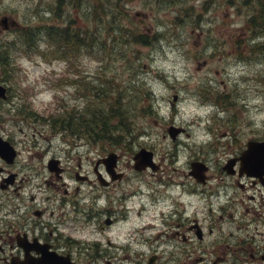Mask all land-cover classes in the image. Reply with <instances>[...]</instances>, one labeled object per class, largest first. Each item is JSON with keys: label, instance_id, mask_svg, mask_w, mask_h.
I'll return each instance as SVG.
<instances>
[{"label": "flooded vegetation", "instance_id": "af4514ba", "mask_svg": "<svg viewBox=\"0 0 264 264\" xmlns=\"http://www.w3.org/2000/svg\"><path fill=\"white\" fill-rule=\"evenodd\" d=\"M67 1L77 8L82 2ZM216 1L200 5L194 20L198 28L203 23L197 20L208 17ZM221 1L226 11L231 5L245 19L246 25L239 28L247 35L243 40L250 60H264V0ZM60 2L55 0L54 7L63 12L65 4ZM58 84L52 96L54 113L14 102L8 86L0 97V264H82L79 259L85 257L96 264H264V163L259 162L264 151L257 149L245 158L249 142H264L263 123L247 128L254 134L245 138V132L229 124L219 137L211 135L198 146L185 144L190 154L182 164L177 160L179 140L190 134L175 125L182 133L169 138L175 147L169 161L147 148L156 170H137L138 150L132 154L125 139L106 147L100 139L89 140L98 145L93 149L98 153L87 171L79 156L70 166L74 156L52 152L50 144L36 150L35 135L42 131L32 122L51 130L47 143L63 138L71 106L67 97L81 96L68 94L61 88L64 83ZM22 122L31 130L30 137ZM167 127L164 138L169 136ZM111 152L114 165L106 161ZM145 175L155 178V188ZM150 205L158 210L149 211ZM148 216L159 224L153 237L146 235L152 222ZM116 227L126 231L98 237Z\"/></svg>", "mask_w": 264, "mask_h": 264}, {"label": "rangeland", "instance_id": "374dc122", "mask_svg": "<svg viewBox=\"0 0 264 264\" xmlns=\"http://www.w3.org/2000/svg\"><path fill=\"white\" fill-rule=\"evenodd\" d=\"M65 1L60 2L65 5L62 15L57 17L51 13L57 12L55 0H0V21L2 16H8L18 23L15 27L8 25L7 29L0 23V43L10 44L15 58L6 60L4 66L9 77H2L0 72V83L11 90L14 102L20 101L32 109L36 107L38 112L48 113L52 111L55 87L61 82L66 84L61 88L68 94L81 95L79 99L67 97L71 105L67 115L72 113L89 119L92 107L110 110L111 102L118 98L127 124L119 127L123 137L120 140L125 139L132 154L142 147L150 148L156 158L165 155L169 161V155H175V147L169 136L163 137L166 127L172 123L186 128L190 136L184 134L179 140L177 160L180 164L190 154L185 144L195 142L198 146L211 135L219 137L229 124L245 132V138L254 134L247 128L264 124V60L258 63L250 60L252 56L247 55L243 40L247 35L239 28L246 25L245 19L231 5L226 11L222 1H216L207 12L208 17L197 20L203 23L198 28L200 25L194 20L204 0H121V3L82 0L80 8ZM104 7L110 13L106 12L103 19L95 18L94 14ZM112 10L116 17L111 14ZM135 12L140 13L135 15ZM70 17L71 23L67 26ZM51 25L70 31L82 29L86 46L80 48L77 57L69 61L64 50L55 51L50 46L51 40L44 29ZM121 28L157 35L150 44L125 43V39L120 38ZM27 35L32 36L33 47L27 46ZM114 36L119 39L114 40ZM52 39L58 42L54 36ZM10 63L12 67L8 66ZM68 82L75 83L69 85ZM174 94L179 96L175 108ZM75 104L82 111L76 109ZM143 110L148 112L143 113ZM116 121L111 117V123ZM32 126L42 131V135H35L36 150L43 151L50 144V151L74 156L70 166L75 165L79 156L82 168L91 171L98 153L93 149L98 145L87 142L91 140L87 132L72 134L67 130L63 138L47 143L44 139L51 136V130L35 122ZM21 127L30 137L31 130L24 122ZM75 145L76 148L71 147ZM146 176L153 180L152 185L149 183L155 188V178L142 177ZM157 210V205L149 206V211ZM149 216L152 222L148 221L146 235L151 237L159 224ZM118 228L101 231L98 237L126 231ZM79 261L96 264V260L92 262L87 257ZM122 261L115 260L112 264H130Z\"/></svg>", "mask_w": 264, "mask_h": 264}, {"label": "trees", "instance_id": "16d2710c", "mask_svg": "<svg viewBox=\"0 0 264 264\" xmlns=\"http://www.w3.org/2000/svg\"><path fill=\"white\" fill-rule=\"evenodd\" d=\"M95 11L96 9L94 8L92 12L94 13ZM106 12H107V9L104 7L99 13H97L96 15L94 14V16L95 18L99 17L98 19H103V15ZM107 13L109 14L110 12H107ZM111 14L113 15V10ZM54 15L59 17L62 15V12L58 10ZM113 17H116V15H113ZM71 19L72 18L70 17L67 26L70 25ZM47 28L48 29H44V31H45V35L49 36L51 40L50 46H53L55 48V51L59 50L61 52L62 50H64L65 56L67 57L69 61H71L73 57H77V55L80 54V48L82 46H86V43L84 42L83 36H82L83 31H81L82 29L80 28L74 29V31H70L68 28L61 29L59 27H56V28L47 27ZM261 28H264V25H262ZM119 31L123 32L120 38L121 39L124 38L125 43L127 41H130L133 43L150 44L157 35L155 33L149 34L147 32H143V31L141 32L140 30L127 31V30H123V28L119 29ZM52 36H54L58 40L59 44L58 42L52 39ZM116 39H119V38L117 36H114V40ZM124 39L122 42H124ZM32 41H33L32 36L27 35L26 43L28 47H33ZM10 49H11L10 44L0 43V65H2V67H0V72L2 73V77H6V78L9 77L8 70H5L6 66H4L5 63H7L6 60H8V58L10 60L12 58L13 60H15L14 56H12V52L10 51ZM11 63L8 66L12 67ZM68 83H71V82H68ZM146 96L147 97L149 96V92L146 93ZM96 110H98L99 113L96 112ZM121 111H122L121 100L118 98H115V101L111 102L110 110L108 108L107 109H104V108L97 109L95 107H92V109H90V112L88 113L90 118L89 119L84 118L85 119L84 123L80 122L79 118L76 115L69 113L68 114V130L72 134H76V132L78 133L83 132V135H85L86 134L85 132H87V134L91 137V140L100 139L102 145L106 147L108 144H110L109 143L110 140H113V139L116 140V139L123 138L121 136L122 134L120 133L121 130L119 127H123L127 124H125L126 122H124L125 119L123 118ZM142 112L144 113L148 111L143 110ZM111 117L113 118L115 117V119L117 120L116 123L110 122Z\"/></svg>", "mask_w": 264, "mask_h": 264}, {"label": "water", "instance_id": "95a60500", "mask_svg": "<svg viewBox=\"0 0 264 264\" xmlns=\"http://www.w3.org/2000/svg\"><path fill=\"white\" fill-rule=\"evenodd\" d=\"M0 23L3 25V28L7 29L9 28L8 25H11L12 27L16 26L18 23L14 20L9 18L8 16H2ZM5 91L6 88L0 83V97H5ZM177 99V95H173V100ZM179 131V129H176L174 126L170 127L168 129L169 134L171 135L172 138L175 137V134ZM257 149H260L261 152L264 151V142H249L248 144V149L246 151L245 158L251 156L253 157V154ZM153 153L145 148H141L134 157L135 164L134 167L138 170H142L145 167L149 166L151 167L152 170H156V166L154 165L155 163L153 162L152 159ZM107 163H112L111 165H114L115 161V154L110 153L108 154V157L106 158ZM109 169H113L109 168Z\"/></svg>", "mask_w": 264, "mask_h": 264}, {"label": "bare ground", "instance_id": "6f19581e", "mask_svg": "<svg viewBox=\"0 0 264 264\" xmlns=\"http://www.w3.org/2000/svg\"><path fill=\"white\" fill-rule=\"evenodd\" d=\"M24 262H25V264H28L26 260Z\"/></svg>", "mask_w": 264, "mask_h": 264}]
</instances>
